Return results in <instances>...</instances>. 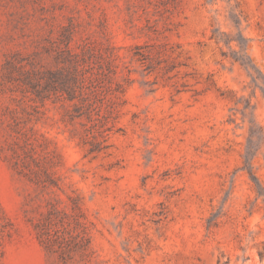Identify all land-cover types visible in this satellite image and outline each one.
Returning <instances> with one entry per match:
<instances>
[{"label":"rangeland","instance_id":"rangeland-1","mask_svg":"<svg viewBox=\"0 0 264 264\" xmlns=\"http://www.w3.org/2000/svg\"><path fill=\"white\" fill-rule=\"evenodd\" d=\"M0 264H264V0H0Z\"/></svg>","mask_w":264,"mask_h":264}]
</instances>
